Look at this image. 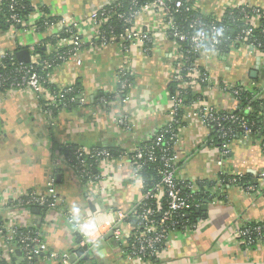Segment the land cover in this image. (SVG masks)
Returning <instances> with one entry per match:
<instances>
[{
    "label": "crops",
    "instance_id": "1",
    "mask_svg": "<svg viewBox=\"0 0 264 264\" xmlns=\"http://www.w3.org/2000/svg\"><path fill=\"white\" fill-rule=\"evenodd\" d=\"M119 1L31 0L33 12L28 22L0 31V55L13 53L17 57L28 50L30 62L41 60L34 53L37 46L42 45L51 55L70 44V37L58 39L62 28H74L83 41L80 64L70 61L47 73L54 91L77 88V95L65 105L50 107L49 97L40 98L28 90L0 94L2 223L39 229L51 251L69 258L84 249V255L75 254L78 264H264V242L247 246L237 235L242 227L264 221L262 138L240 137L231 143L228 156H223L219 148L207 145L211 129L202 122L198 103L183 107L175 151L180 159L179 181L192 184L203 197L198 209L207 201L208 210L196 211L198 218L173 232L154 258H130L134 222L121 226L122 240H116L113 233L111 236V220L144 198L143 181L135 176L125 153L170 122L173 77L182 64L175 41L163 32L161 18L150 13H142L133 23L135 33L151 34L149 42L133 41L128 49L121 42L102 45L98 27L87 19ZM187 1L194 10L218 20L245 7L264 12V0ZM49 19L58 25L37 26ZM197 64L208 75L210 85L203 87L196 76L186 89L203 95V104L221 112L236 111L239 101L221 89L226 86L259 90L264 100V53L249 43L210 50ZM125 69L132 88L120 96L119 72ZM261 122L264 127V114ZM70 147L85 153L108 148L118 156L104 165L95 163L89 168L91 176L82 181L63 152ZM222 174L228 176L226 182ZM51 177L56 180L58 211L40 215L38 208H11L12 197L45 191ZM234 178L240 181L235 184ZM245 179L256 187V193L245 191ZM89 232L90 239L85 235Z\"/></svg>",
    "mask_w": 264,
    "mask_h": 264
},
{
    "label": "built area",
    "instance_id": "2",
    "mask_svg": "<svg viewBox=\"0 0 264 264\" xmlns=\"http://www.w3.org/2000/svg\"><path fill=\"white\" fill-rule=\"evenodd\" d=\"M18 0H12V7L17 4ZM139 0H134L133 5L135 10L129 15L127 14H117L115 17L121 21L124 25L122 32L118 33L117 29L113 26L108 25V20L110 19V12L106 10L96 11L92 13L87 19L89 22L93 23L98 27L100 43L102 45L113 44L116 42H121L124 44L125 49H128L129 45L133 41H144L149 42L151 40V34L148 32L135 33L133 31V23L136 18L142 13H150L157 15L162 20L163 32L164 34L171 37L176 45L177 49L180 51V62L181 70L176 71L173 77V82L178 84L179 88H186V85L191 82L196 76L201 77L199 73V67L197 62L210 50H217L221 41V32L218 27H213L210 32L205 29V26L201 21H196L192 28L194 33L189 35L185 34L180 30L178 22H176L175 17L179 15L183 10L185 12H190L194 10L191 6H188L187 0H147L145 3L140 4ZM252 9V8H250ZM253 13H245L243 21L248 24L249 27L245 29L241 36L237 38L235 44H245L249 43L253 48L261 50L263 45L258 42H252V39L258 23L254 21L258 19L264 20V12H260L256 9H252ZM11 20L15 24L22 25L23 22L16 15H12ZM45 27H54L58 25L57 22H45ZM63 33L69 35V45L62 46L63 48H68L67 52H63L61 56L58 57L62 64H67L70 61H75L80 64L79 55L83 47L82 39L77 35L74 28H62ZM16 56L13 53H2L0 55V94L6 93L13 90L21 91H31L40 98L49 97L47 99L48 106H63L66 104L65 94L70 91V89H64L60 92H52L48 88L47 81L36 71L35 67L39 65L40 62L33 61L30 63H19L13 72L6 73L3 72L7 69V61L11 59L13 62ZM17 58V57H16ZM18 60V59H17ZM43 69L48 70L51 65L48 62L42 64ZM10 70V71H12ZM183 73H186L185 75ZM120 76V91L119 95L123 96L126 91L132 88L131 81L127 70H121L119 72ZM203 82H210L208 75L205 76ZM224 92L232 95L237 101L239 95L243 89L235 87H222ZM85 103V100H81ZM200 107V117L202 122L209 127L211 123H217L218 127H222L220 120L231 121L232 123H239L244 130L243 137H252V130L247 125V122L240 117H237L231 112L225 119L216 117L215 109L209 105L198 103ZM183 108V101L179 94L172 97L171 109L169 112L171 124L175 121L177 117V112ZM248 112H251V108H247ZM124 125L125 121H121ZM262 131V130H261ZM262 138V150L264 152V131L261 133ZM165 139V136L159 135L157 137V145L160 146ZM173 143V150L169 153V149L164 150L162 160L164 161L165 169L162 172V180L155 187L153 191L144 194L142 202L131 209L129 212H119L117 214L116 220H111L109 225V230L113 233L116 240L123 239V233L121 226L123 224L131 225V221L136 222V229L129 238V255L130 258L135 259H147L155 257L159 253V245L166 242L167 239L172 235L174 230L170 229L169 223L172 221L174 214L186 210L190 207V200L188 197L183 196L179 189V163L180 159L175 151V147L178 143V135H174L171 138ZM230 144L224 145V150H220L223 156H228L230 153ZM165 147V144H163ZM79 164L76 166L77 172L80 175L82 181L88 179L91 176L89 166L87 165V158H96V163L101 165L110 163L112 160V154L103 150H93L89 153H85L83 150L77 152ZM125 156L129 159L135 176L142 180L141 171L143 170L146 162H154L157 160L154 152L152 150H145L138 146L135 150L125 153ZM68 163L71 160L68 159ZM222 162H219L221 165ZM240 180L234 178L233 182L236 184ZM184 184V183H183ZM187 189L194 191V186L192 184H187ZM245 191L248 193H256V187L252 185H247ZM147 199H155L160 201L161 199L168 200V210L163 214L162 219L156 222L152 219L154 212L151 208L143 209L142 213L138 214V207H142ZM9 205L12 209L16 211L20 210H30L31 208L46 209V211L53 212L58 211L60 207V200L58 198L56 190V180L54 177L49 178L46 190L42 192H28L20 195L18 197H12ZM200 207V206H199ZM198 207V208H199ZM68 220L70 223H74L71 215H68ZM85 225V224H84ZM80 228L79 225H77ZM82 227V226H81ZM29 230L30 228H23ZM18 230L20 228H14L2 223L0 226V261L6 264H48L49 262H56L57 264H72L70 258L64 255H60L56 251H51L43 238L42 232L36 234H20L18 235ZM140 231V233H137ZM89 239L92 234L85 233ZM238 237L241 242L247 246H251L257 242H264V221L257 222L255 226H245L238 231ZM251 237V238H250ZM85 245V244H83Z\"/></svg>",
    "mask_w": 264,
    "mask_h": 264
},
{
    "label": "trees",
    "instance_id": "3",
    "mask_svg": "<svg viewBox=\"0 0 264 264\" xmlns=\"http://www.w3.org/2000/svg\"><path fill=\"white\" fill-rule=\"evenodd\" d=\"M17 1V0H16ZM140 4L145 3L147 0H139ZM134 0H120L118 4H116L113 8H108L106 11L110 12V19L108 20V25L105 26L107 29L109 26H113L117 29L118 33L123 31V23L115 17V13L117 14H127L129 15L132 11L135 10L133 5ZM188 6H193L191 3H187ZM33 12V6L31 4V0H18L17 4L12 7V0H0V31L8 30L10 27L20 26L19 24H15L11 17L12 15L18 16V18L22 22H28V18ZM245 13H253V10L245 7L241 9H235L228 12L223 19L218 20L214 17L207 16L202 14L200 11L192 10L190 12H185L184 10L175 17L176 22H178L180 30L185 34H193L194 29L192 25L195 24L196 21H201L202 24L205 26V29L210 32L213 27H218L221 32L220 37V45L217 50H227L230 46L236 43L237 38L241 36L242 32L247 29L248 24L243 21ZM48 20H42L38 23L37 26L45 28V22ZM52 21V19H49ZM68 34H61L59 36V40L68 38ZM252 42H258L263 45L262 49L264 50V20L258 23L256 31L250 39ZM52 43H57L58 40L51 41ZM246 44V43H245ZM236 45V44H235ZM68 48L59 49L58 52L47 55L46 51L44 50L43 46H37L34 49V53L41 57L40 63L38 66L35 67L36 71L44 78L45 81L48 83V88L51 89L52 86L48 82L47 73L51 71L52 68L56 67L57 65H61L62 63L59 61L58 57L61 56L63 52H67ZM15 60L12 62L11 59L7 61V69L3 72L11 73L13 72L12 69H15L17 65H19L16 56L13 57ZM48 62L50 63L51 67L48 70H44L42 64ZM199 69V73L201 75L200 79H198L199 83L204 87L210 85V82H203L206 73L204 70ZM12 70V71H10ZM14 74V72H13ZM184 75L186 73H183ZM241 89V88H240ZM172 97L176 96L177 94L180 95L183 101V107L188 106L192 103H202L203 95L195 94L193 90H189L186 88H179L178 84L174 83L172 88ZM57 92V91H56ZM77 95V88H70L65 94L66 103L71 100L74 96ZM239 100V108L236 111L231 112V114L244 119L247 122V125L252 130V137L259 135L261 137L262 131H264V127L262 126V116L264 114V100L262 99L261 91H248L243 89L241 94L238 97ZM251 108V112L247 111V108ZM215 109V108H214ZM216 117L221 119H225L228 116L229 112H221L215 109ZM183 116V108L178 110L177 117L175 121L171 124H167L166 126L162 127L158 133L150 138L149 140L143 142L140 147L145 150H152L157 158L154 162H146L141 171L140 175L143 181V193L146 194L150 191H153L155 187L161 182L162 180V172L165 169L164 161L162 160L164 150L169 149V153L173 150V143L171 138L174 135H178V127L181 125V119ZM222 127H218L217 123L209 124V128L211 129V135L207 141L208 146L217 147L220 150H224V145H228L232 143L234 140L243 137L244 130L239 123H232L231 121L220 120ZM262 130V131H261ZM164 135L165 139L163 143L158 146L157 145V137L159 135ZM165 144V147H163ZM100 149V148H99ZM98 149V150H99ZM97 150V149H95ZM105 150L109 151L112 154V157H117L118 155L115 154L113 149L106 148ZM65 155L71 160V163L74 167L78 166V154L76 150L72 147L67 148L63 151ZM96 158H87V165L89 166L90 170H92V166L95 165ZM180 167V163H179ZM221 179H224L225 182L228 180V176L222 174ZM86 180V179H85ZM246 184H250L247 182L248 180H243ZM245 184V187H246ZM178 189L183 196H186L190 200V207L186 210L180 211L174 214L172 221L169 223L170 229L174 230L175 233L190 226L191 223L195 219L198 218L199 215L196 214L198 207L203 204V197L202 194L197 192L196 190L191 191L187 189V184L179 183ZM144 205L136 210L138 214L142 213L143 209L151 208L154 212L152 219L156 222H159L162 219L163 214L168 210V200L161 199L157 201L155 199H147L143 203ZM34 208H31L33 211ZM40 215H43L46 209H39ZM133 222V220L131 221ZM2 225V219L0 218V226ZM256 223L247 225L248 226H255ZM36 234L39 232V229L32 227L29 230L27 229H20L18 230V235L20 234H28V233ZM137 233H140L138 231ZM251 238V237H250ZM165 242L159 245V252L161 249L164 248ZM154 258V257H152ZM148 259V257H147ZM0 264H6L5 262H1Z\"/></svg>",
    "mask_w": 264,
    "mask_h": 264
},
{
    "label": "water",
    "instance_id": "4",
    "mask_svg": "<svg viewBox=\"0 0 264 264\" xmlns=\"http://www.w3.org/2000/svg\"><path fill=\"white\" fill-rule=\"evenodd\" d=\"M17 59H18V61L20 63H29L30 62V53H29V51L28 50L20 51L19 53H17ZM252 76L255 77L256 75H252ZM207 210H208V202L205 201L204 205L200 209L197 210V213L199 214L201 212H206ZM36 212H40V210L37 209ZM134 224H136V222H134ZM111 236H112V233H111ZM84 253H85L84 249H81L78 252L74 251L72 257H70V262L72 264H78V263H76V259H77L76 255L80 257V256L84 255ZM84 260L88 261L89 257L88 256H84Z\"/></svg>",
    "mask_w": 264,
    "mask_h": 264
}]
</instances>
